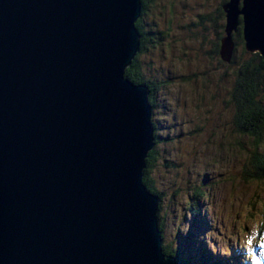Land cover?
I'll list each match as a JSON object with an SVG mask.
<instances>
[{
    "label": "water",
    "instance_id": "water-1",
    "mask_svg": "<svg viewBox=\"0 0 264 264\" xmlns=\"http://www.w3.org/2000/svg\"><path fill=\"white\" fill-rule=\"evenodd\" d=\"M221 9L220 58L241 17L246 50L264 60V0ZM141 11L142 0H0V264H176L142 182L149 91L124 76Z\"/></svg>",
    "mask_w": 264,
    "mask_h": 264
},
{
    "label": "rangeland",
    "instance_id": "rangeland-1",
    "mask_svg": "<svg viewBox=\"0 0 264 264\" xmlns=\"http://www.w3.org/2000/svg\"><path fill=\"white\" fill-rule=\"evenodd\" d=\"M225 1L155 0L147 5L139 23L146 40L135 55V69L155 88L154 107L149 109L159 131L154 150L165 155H157L159 166H149L146 177L161 195L158 218L167 255L192 263L201 255L223 264L242 244L240 254L259 264L262 253L252 256L248 240L264 245V230L259 234L264 181L241 179L250 142L233 132V110L224 103L230 105L226 87L232 69L226 73L220 55L208 54L213 52L209 43L220 46L224 36ZM202 16L207 22L199 25ZM233 52L229 56L244 64L252 54H260L248 52L245 41L243 50L239 45L236 56ZM261 143L264 151V135Z\"/></svg>",
    "mask_w": 264,
    "mask_h": 264
},
{
    "label": "trees",
    "instance_id": "trees-1",
    "mask_svg": "<svg viewBox=\"0 0 264 264\" xmlns=\"http://www.w3.org/2000/svg\"><path fill=\"white\" fill-rule=\"evenodd\" d=\"M154 1L155 0H142V14L139 23H141L142 17L146 13L147 5H149L150 3L153 4ZM218 16L219 15H217V18ZM203 22H207L206 16H202V20L200 21L199 25L201 23L204 24ZM139 23L136 22V26L141 35L140 48H142V45H144V41L146 40V33L144 32L141 24L139 25ZM237 40H239L240 42H238ZM232 41L234 44L233 54L236 53L235 50H237V47H239V45L243 50L244 40L242 37L241 28L238 27L237 31L233 35ZM209 44H212L211 46L213 50L212 53L211 51H208V54L211 55L210 58H213V54L214 56L216 55V53L217 55H219V42L215 43V45H213L214 43L212 42ZM214 48L216 49V51ZM140 51H142V49L139 50V53ZM137 58V56L134 57L131 64L125 69L124 75L133 82L145 84L149 87L151 91L149 101L153 108L154 104L152 96L155 92V88H152L148 81H145L141 76L137 74L139 73L135 69L137 67ZM235 59L236 57L231 56L229 61L222 62L223 60H220L222 62V64L220 63V65L226 66L225 72L229 73V70L232 69L231 77L233 76L231 84L227 83L226 87V89L229 90L227 96L229 97L230 105H228L225 101L224 103L226 104V107L233 110V118L231 122V125L233 126V132H236L238 136L246 138L250 142V147L248 148V150H246L247 157L245 158L244 165L242 168H240L242 176L241 179L247 181H251L254 179L257 182H260L264 181V178L258 179L260 178V175L264 177V151L260 150L262 144L261 141L263 140L264 135V60L262 59L260 54H252V56H250V59L245 64L243 61L240 63V58H237V61H235ZM224 77V80L228 79L226 75H224ZM159 89L160 88H158V90ZM153 127L155 128L154 122ZM158 139L156 140V144L158 143ZM157 155L158 152L154 149L153 151L148 153L145 174L143 175V182L148 186V189L151 192L159 195V193L155 189H153L152 186H150L146 177L147 168L149 166H154V163H157V166H159ZM164 164H166V162H164ZM173 201L177 203V200L174 199ZM169 255L175 256L179 264H222L210 262L203 257L192 263L190 259H180L175 254Z\"/></svg>",
    "mask_w": 264,
    "mask_h": 264
},
{
    "label": "bare ground",
    "instance_id": "bare-ground-1",
    "mask_svg": "<svg viewBox=\"0 0 264 264\" xmlns=\"http://www.w3.org/2000/svg\"><path fill=\"white\" fill-rule=\"evenodd\" d=\"M238 27L239 28H243V21H242L241 17H239V25H238ZM146 103L149 106V108L153 109L152 105L150 104V101H149V96L146 97ZM172 257H173L174 261L176 262V264H179L177 258L175 256H172Z\"/></svg>",
    "mask_w": 264,
    "mask_h": 264
},
{
    "label": "clouds",
    "instance_id": "clouds-1",
    "mask_svg": "<svg viewBox=\"0 0 264 264\" xmlns=\"http://www.w3.org/2000/svg\"><path fill=\"white\" fill-rule=\"evenodd\" d=\"M141 14H142V11H141ZM140 17H141V16H140ZM139 20H140V18H139L138 21H137L138 23H139ZM148 82H149V81H148ZM149 84L152 85L151 82H149ZM145 86H147V85H145ZM147 87H148V86H147ZM153 149H154V147H153ZM153 149H152L151 151H153ZM151 151H149V152H151ZM149 152H148V153H149ZM148 153H147L146 158H145V165H144L145 168H146V161H147ZM142 180H143V176H142ZM148 190H149V189H148ZM149 191H150V190H149ZM150 192H151V191H150ZM159 200L161 201V196H159ZM160 201H159V209H160Z\"/></svg>",
    "mask_w": 264,
    "mask_h": 264
}]
</instances>
